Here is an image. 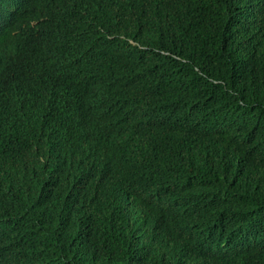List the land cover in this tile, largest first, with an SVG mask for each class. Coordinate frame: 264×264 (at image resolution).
I'll list each match as a JSON object with an SVG mask.
<instances>
[{
  "label": "trees",
  "instance_id": "16d2710c",
  "mask_svg": "<svg viewBox=\"0 0 264 264\" xmlns=\"http://www.w3.org/2000/svg\"><path fill=\"white\" fill-rule=\"evenodd\" d=\"M14 1L0 264H264V0Z\"/></svg>",
  "mask_w": 264,
  "mask_h": 264
},
{
  "label": "water",
  "instance_id": "95a60500",
  "mask_svg": "<svg viewBox=\"0 0 264 264\" xmlns=\"http://www.w3.org/2000/svg\"><path fill=\"white\" fill-rule=\"evenodd\" d=\"M14 2H15V4H18V6L16 8L25 5V2L23 0H19L20 3H17L18 1H16V0Z\"/></svg>",
  "mask_w": 264,
  "mask_h": 264
}]
</instances>
